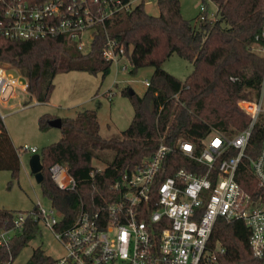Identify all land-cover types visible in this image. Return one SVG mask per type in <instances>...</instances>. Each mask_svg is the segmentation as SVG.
<instances>
[{"label": "trees", "instance_id": "trees-1", "mask_svg": "<svg viewBox=\"0 0 264 264\" xmlns=\"http://www.w3.org/2000/svg\"><path fill=\"white\" fill-rule=\"evenodd\" d=\"M216 13H205L191 19L181 13L180 0H156L159 12L152 15L141 2L131 11H120L98 25L87 53L80 52L68 34L38 39H0V62L7 63L27 81V90L39 101H48L53 79L59 72L83 70L101 72L105 76L111 63L102 56L106 37L115 39L124 48L130 73L140 67L153 71L142 95L129 88L121 94L129 98L133 116L119 132L101 133L95 109L61 118L62 136L43 146L38 153L42 164L41 192L60 216V226L70 224L83 204L92 209L104 199L112 200L116 192L111 184L145 158L155 147L146 141L162 137L174 144L178 138L197 142L211 128L224 134L244 129L249 117L238 106L241 99L258 98L264 80V57L254 49L255 36L264 24V0H211ZM206 6V1L202 0ZM260 43H263L260 41ZM176 53L192 63V69L180 80L162 68L163 62ZM54 116L44 113L39 119L41 129L49 127ZM264 136V123H255L246 153L256 156ZM111 153V158L106 153ZM173 167L157 177L159 182L179 168L193 170L190 159L176 151ZM93 159L106 160L98 170ZM65 166L76 180L73 190L60 189L51 178L50 166ZM20 158L0 116V170L17 177ZM244 178L254 181L250 170ZM104 197V198H103ZM36 211V205L28 210ZM13 213L0 208V230L12 227ZM38 221L29 215L22 227L0 244V264H10L38 230ZM249 230L242 221L219 218L211 234V244L225 248L223 264H253L248 247ZM53 258L37 247L25 264H49Z\"/></svg>", "mask_w": 264, "mask_h": 264}, {"label": "built area", "instance_id": "built-area-1", "mask_svg": "<svg viewBox=\"0 0 264 264\" xmlns=\"http://www.w3.org/2000/svg\"><path fill=\"white\" fill-rule=\"evenodd\" d=\"M147 1L0 0V39L68 34L77 49L87 53L98 25L105 26L116 13ZM204 11L202 4L201 20L206 17ZM255 41L253 49L264 57V24ZM102 56L116 68H126L123 46L109 36ZM144 84L148 86L149 80ZM7 90L8 98L27 93V81L0 66V104L7 101ZM237 104L249 117L244 129L229 136L211 128L197 142L178 138L171 145L162 137L146 141L155 147L154 153L111 184L110 190L117 194L114 199H104L92 209L81 204L66 226H60L52 205L44 207L37 201L36 211L13 214L12 227L0 230V244H6L11 237L8 231L20 229L31 215L64 247V254L49 264H223L225 248L210 241L222 218L244 223L253 264H264V136L256 156L246 153L255 123H264V80L258 98ZM24 149L37 151L26 145ZM176 151L193 162V170L179 167L157 182L162 172L173 167ZM246 169L254 181L242 176ZM49 170L60 189H75L76 180L65 166L54 163Z\"/></svg>", "mask_w": 264, "mask_h": 264}, {"label": "rangeland", "instance_id": "rangeland-1", "mask_svg": "<svg viewBox=\"0 0 264 264\" xmlns=\"http://www.w3.org/2000/svg\"><path fill=\"white\" fill-rule=\"evenodd\" d=\"M206 1L208 15L216 13V5L211 0ZM181 13L194 22L200 12L202 0H180ZM145 10L158 14L156 0H148ZM258 54L259 52L256 51ZM260 55V54H259ZM0 66L7 72L17 76V71L7 63ZM131 65L126 62V68H116L111 65L105 76L101 72L91 73L83 70L59 72L53 79L54 87L48 101L37 100L30 92H18L15 97L8 98L9 90L4 94L7 99L0 104L2 122L17 149L20 158V169L17 177L12 178L8 170H0V208L10 210L13 214L32 209L39 201L44 207L51 206L50 200L41 192L40 184L36 182L29 166L30 156L34 153L24 149V146L35 147L36 153L43 146L56 142L62 136L60 128L47 127L41 129L38 119L48 113L54 117L65 118L73 116L80 109H95L100 124L101 133L108 134L124 130L133 116V107L129 98L121 94L125 87L138 95L146 89L145 79L150 78L152 66L140 67L135 73H130ZM162 68L180 80L188 75L192 63L172 53L162 64ZM111 93V94H110ZM109 95H111L109 97ZM254 99L251 97L249 100ZM106 157L111 158L107 152ZM106 160L93 159L92 164L97 169L106 167ZM15 231H8L12 235ZM40 247L52 258L64 254L62 243L55 238L52 231L43 223H39L35 236L13 258L10 264H25L33 250Z\"/></svg>", "mask_w": 264, "mask_h": 264}, {"label": "water", "instance_id": "water-1", "mask_svg": "<svg viewBox=\"0 0 264 264\" xmlns=\"http://www.w3.org/2000/svg\"><path fill=\"white\" fill-rule=\"evenodd\" d=\"M48 125L51 127L60 128L62 126V120L59 117L52 118L48 121ZM29 166L32 174L34 175L36 182L40 183L43 179V174H42V164L40 161L39 154L34 153L33 155L30 156Z\"/></svg>", "mask_w": 264, "mask_h": 264}, {"label": "crops", "instance_id": "crops-1", "mask_svg": "<svg viewBox=\"0 0 264 264\" xmlns=\"http://www.w3.org/2000/svg\"><path fill=\"white\" fill-rule=\"evenodd\" d=\"M145 4H146V3H145ZM157 8H158V6H157ZM206 10H207V8H206ZM158 12H159V9H158ZM199 13H200V12H199ZM84 110H85V109H84ZM84 110H83V109H80V110L77 111V113L82 114V113L84 112ZM96 117H97V115H96ZM97 120H98V117H97ZM114 131L119 132V133H122L123 130H118V129L115 128Z\"/></svg>", "mask_w": 264, "mask_h": 264}]
</instances>
